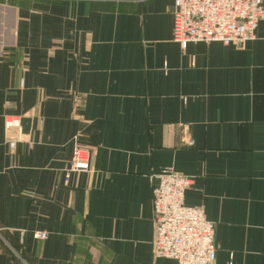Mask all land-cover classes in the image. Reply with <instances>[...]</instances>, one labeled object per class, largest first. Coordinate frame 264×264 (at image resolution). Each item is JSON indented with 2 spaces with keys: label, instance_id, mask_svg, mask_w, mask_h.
<instances>
[{
  "label": "crops",
  "instance_id": "crops-1",
  "mask_svg": "<svg viewBox=\"0 0 264 264\" xmlns=\"http://www.w3.org/2000/svg\"><path fill=\"white\" fill-rule=\"evenodd\" d=\"M172 9L0 0V264H176L152 250L167 167L193 177L214 264H264V20L240 46L181 48ZM74 145L89 169L64 182Z\"/></svg>",
  "mask_w": 264,
  "mask_h": 264
},
{
  "label": "built area",
  "instance_id": "built-area-1",
  "mask_svg": "<svg viewBox=\"0 0 264 264\" xmlns=\"http://www.w3.org/2000/svg\"><path fill=\"white\" fill-rule=\"evenodd\" d=\"M261 20H264L263 0H173L172 40L181 48L190 42L240 46L255 38ZM11 128L17 135L9 134L6 144L14 150L21 141L20 125L7 120L5 129ZM192 144L190 138L185 140V145ZM89 157V150L74 145L64 182H68L71 174L88 170ZM151 180L154 256L172 259L176 264H214V224L206 218L201 206L184 203L193 177L167 167L153 173ZM33 236L43 240L46 233L40 231Z\"/></svg>",
  "mask_w": 264,
  "mask_h": 264
},
{
  "label": "rangeland",
  "instance_id": "rangeland-1",
  "mask_svg": "<svg viewBox=\"0 0 264 264\" xmlns=\"http://www.w3.org/2000/svg\"><path fill=\"white\" fill-rule=\"evenodd\" d=\"M8 122H13V121H11V120H8ZM81 147V146H80ZM82 148V147H81ZM87 150V149H86ZM89 153H90V151H89Z\"/></svg>",
  "mask_w": 264,
  "mask_h": 264
}]
</instances>
